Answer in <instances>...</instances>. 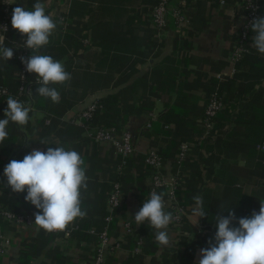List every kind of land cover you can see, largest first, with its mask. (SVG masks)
<instances>
[{
	"label": "crops",
	"instance_id": "crops-1",
	"mask_svg": "<svg viewBox=\"0 0 264 264\" xmlns=\"http://www.w3.org/2000/svg\"><path fill=\"white\" fill-rule=\"evenodd\" d=\"M107 1L10 0L13 9L33 11L35 3L45 5L46 14L57 27L49 44L42 47V55L62 62L71 80L50 85L60 93L59 103L66 108L64 111L59 103L35 93L36 99L41 97L40 105L29 113V123L19 126L10 121L9 136L0 143V178L3 177L0 191L4 188L10 200L19 197L27 205L19 212L32 217L31 223H9L2 232L9 244L0 254V264H19L25 259L28 264H89L92 246L77 237L76 226L72 223L63 232L51 233L39 228L35 224L38 209L24 199L26 191L16 193L7 185L4 168L11 160H23L33 150L46 152L49 147L62 146L77 151L85 161L88 177L87 189L81 190V207L86 210L87 219L96 216L95 211L103 202L106 204L108 186L118 172V155L111 147L88 137L78 113L90 102L110 94H117L128 107L148 104L151 108L129 115L122 125L133 134L135 150L122 168V201L114 221L108 224L109 244L105 247L104 264H198L200 250L210 247V241L214 243L215 216H228L227 211L221 210L232 209L238 221L251 217L253 211L258 213L264 200V151L257 146L264 137V79L250 88L252 79L247 73L252 60L232 64L229 59L242 21L241 9L233 1L220 6L216 0H184L182 9L188 19L187 27L177 30L173 19L168 17L166 26L157 30L151 24L152 8L143 12L146 5L133 0V6L142 11L132 21L131 33L124 34L123 14L114 18L116 33L132 39L125 47L132 53L123 54L129 58L114 66L92 69L93 56L101 48L84 41L83 35L89 34L85 27L108 20L107 10L99 12ZM181 1L169 0L168 6ZM115 2L116 8L118 3L120 8L125 6L124 0ZM259 58V66L264 69V55ZM8 65V61L0 58V80L6 81L3 86L6 88L12 87L13 80ZM213 89L221 90L230 104L229 111L222 113L218 128L207 141H202L204 133L198 135L192 129L187 159L178 164L174 154L162 165L165 178L175 180V195L169 199L166 188L158 193L164 194L165 210L182 209L184 219L183 225L170 223L171 243L164 247L155 239L156 229L147 222L137 226L134 220L148 199L151 181L143 158L161 136L151 125L171 108L173 118L188 123L199 121L207 95ZM67 104L71 106L66 107ZM6 108L7 98L0 97V119L5 118ZM196 196L203 198L206 210V215L199 219L192 211ZM237 221L233 226H238ZM125 223L130 225L129 231ZM92 235L97 244V236Z\"/></svg>",
	"mask_w": 264,
	"mask_h": 264
},
{
	"label": "clouds",
	"instance_id": "clouds-1",
	"mask_svg": "<svg viewBox=\"0 0 264 264\" xmlns=\"http://www.w3.org/2000/svg\"><path fill=\"white\" fill-rule=\"evenodd\" d=\"M33 8V11L22 7L13 9L12 27L26 36L24 48L32 53L30 57H21V63L28 73L36 74L40 85L36 94L59 103L60 93L50 85L70 81L71 74L62 62L51 56L33 54L49 44V38L57 27L53 18L46 14L44 4L37 2ZM251 31L254 33L252 47L264 54V17L252 20ZM13 55L12 47L0 43V58L8 61ZM30 112L31 108L24 102L12 97L7 99L5 118L0 119V143L9 136L7 126L10 121L26 126ZM40 142L50 144L43 140ZM4 175L13 192L26 191L24 199L39 210L35 214V224L46 232H63L77 218H84L87 214L81 207V190L87 189L88 181L86 166L75 150H66L62 146L49 147L46 152L33 150L23 160H11L4 168ZM193 199V214L198 219L204 217L203 198L196 196ZM221 211H227L228 216H215L217 231L214 243L210 241V247L200 250L198 264H264V203H261L259 213L253 211L251 217L239 218L238 221L232 209ZM173 219V214L165 210L164 194L155 191L134 217L137 226L147 222L156 229L155 239L164 247L171 243L168 227ZM234 221L238 226H233Z\"/></svg>",
	"mask_w": 264,
	"mask_h": 264
},
{
	"label": "trees",
	"instance_id": "trees-1",
	"mask_svg": "<svg viewBox=\"0 0 264 264\" xmlns=\"http://www.w3.org/2000/svg\"><path fill=\"white\" fill-rule=\"evenodd\" d=\"M115 1L116 0H108L106 3V6L105 7L103 6L102 9H99V12L101 11L102 14L104 12L103 10L105 11L107 10L108 20H101L99 22L93 23L89 27H85L86 30L89 31V34L83 35L84 41L87 40L89 44L91 43V45L99 46L101 48L100 51L94 54L93 56L94 63L91 65L92 69H102V68H105L106 66H114L118 62L124 61L126 58H129L128 56H124L123 54L132 53V51H128L125 48L130 45V42L132 41V39L130 37L128 38L126 35H124V37L123 36L120 37V35L116 33L117 25L114 21V18L116 14L118 15L123 14L124 27H125L124 34L131 33L132 32V28H130L131 23L135 19L137 12H140L141 14L142 9L141 10L136 9L133 6V3H134L133 0H124L125 6L120 8L119 6L120 3H118V6L116 8ZM158 1L159 0H140V4L146 5V7H144L143 9V12H148L150 8H152L155 4H157ZM126 4H128V6H126ZM259 13H260V17H264V0H260ZM1 15H2V11H1V5H0V18H1ZM12 15H13V8H12ZM11 20H12V16H11ZM250 34H251L250 46L247 49V51L243 53V55L237 61V63L238 64L242 63L246 59L252 60V64L250 68L251 70L247 73V77L252 79V82L249 85V87L252 88L254 84L259 83L261 79H264V69L261 66H259L260 64L259 57L264 54H260L255 48L252 47V43H253L252 37L254 33L250 30ZM7 36L10 39L18 38V30L13 28V30L10 31ZM3 45L9 47L7 41H5ZM40 50H41V53H40ZM42 51H43V48L39 49V53L41 55H42ZM91 56H92V53H91ZM8 64H9L8 66L10 67L9 69L13 71V80L11 83L12 87H7V88L10 92H15L19 85L20 66L16 62H14L13 59L8 60ZM27 76L29 80H32L34 76H36V74L27 73ZM5 82L6 81L4 80H0V86L3 87L5 85ZM39 86H40L39 84H32L30 86L31 105L29 107L31 108V110L37 109L40 105L39 99L42 96L37 99L35 96L36 89ZM212 92H215L217 97L221 100L222 107L217 112L216 116L213 119L212 129H210L207 132V134H205V138H203L202 141H205V140L207 141L208 138L211 135H213V131L218 128L220 120L224 117L222 113L229 111V109L227 108H228V105L230 106V104L228 103V101H226V97L222 95L221 90L213 89L212 91H210L207 95L206 103ZM4 97L5 96H3V98ZM20 102L25 103L27 102V100L22 98ZM95 104H96V108L92 112V116L90 117V119L83 121L84 124H86L87 126L114 128L116 130L122 129V125L125 123L129 115L133 113L140 114V112H142L143 110L151 108L150 105L148 104L140 105L139 107L137 105H134L135 107H132V106L128 107L127 104H124L121 102L117 94H110L104 98L97 99L95 101ZM59 106L61 107V109H63V111L66 109L62 105V103H59ZM69 106L71 105L67 104L66 107H69ZM172 111L173 109L171 108V111L169 110L167 113H164L163 115L158 117L157 123L151 125V128L154 129L155 133H161L160 138L154 141L153 148L156 150L157 155L161 159L162 163L164 162L166 158L176 154L182 143L184 142L191 143L190 134H191L192 129L196 130V133H198V135L203 134L205 131V129L202 126H200L199 121L195 120V121H192L191 123H188L186 120L171 117V114L173 113ZM203 113H204V109L202 111V114L200 115V119L203 117ZM261 138H260V141L262 142L264 137L262 136ZM117 158H118L117 165L119 166V169H118V172L115 173V177L111 185L108 186L107 193H109V191L111 190L113 183L115 182L121 183V176H122V173L124 172L122 168L127 166V162L130 159V156L124 159L123 162H122L123 159H121L120 156H117ZM144 158H143V163H144ZM145 166L147 167L148 172L150 173L151 168L148 165H145ZM1 179H3V177H1L0 180ZM120 189H121V185H120ZM5 191L6 190H4V188H2L0 191L1 192L0 193V209H7L11 212L18 213L22 207L27 206L25 202L19 199V197L17 199L12 198L11 200L9 198H6ZM158 191H163V188H159ZM117 209H115V211L113 212V218L111 222L114 221L115 219L114 215ZM95 212H97V215L91 217L90 219H87V217L77 218L80 220L76 219L73 222V225L76 226V229H78V231L75 232L77 237L84 239L86 241H89L92 246L90 248L91 249L90 256H88L90 258L94 255L97 244L94 239L95 236H93L92 234H89L88 230L91 228L95 232H98L104 227L105 225L104 217L108 214L106 211V204H104L103 202L102 205L100 206V209H98ZM171 213L173 214V211ZM176 224L183 225L184 219L180 217ZM8 226H9V222L4 221L0 216V234L4 232V230L7 229ZM47 236H51V234H47ZM19 264H28V260L26 261L25 259L23 263L21 261V263Z\"/></svg>",
	"mask_w": 264,
	"mask_h": 264
},
{
	"label": "built area",
	"instance_id": "built-area-1",
	"mask_svg": "<svg viewBox=\"0 0 264 264\" xmlns=\"http://www.w3.org/2000/svg\"><path fill=\"white\" fill-rule=\"evenodd\" d=\"M220 6L225 5L228 1H233L242 11V21L237 27L236 40L233 45V49L230 52L229 59L232 64L236 63L244 52L250 46L251 39V22L252 20L260 17L259 8L260 0H216ZM184 0L179 2L177 5L169 8V0H159L157 4L152 7L151 10V24L157 30L163 29L168 21V17H171L174 21L177 30H183L188 25V19L183 12ZM2 15L0 18V43L4 44L8 42L9 47L13 48V61L20 66L19 72V85L15 92H10L6 87L0 86V97H12L18 101L22 98L26 99V106H30V86L37 84V77L34 76L32 80L28 79L27 71L24 64L21 63V57H30L32 55L31 50L24 48L26 36L22 35L18 31V38H8V33L13 30L11 24L12 16V4L10 0H2L1 6ZM62 19V17H61ZM33 54H39L33 53ZM222 102L217 97L215 92H212L208 98V101L204 107L203 117L199 120L200 126L205 131L204 135L212 129L213 119L217 112L221 109ZM95 101L90 102L85 106L79 113L78 119L80 124L85 128V132L94 142L98 144H104L111 147L115 154L120 156L121 159H126L134 153V137L133 134L126 130H116L114 128H104L98 126H87L83 121L90 119L92 112L95 110ZM260 150L264 151V138L260 144L257 145ZM189 150V143L184 142L180 145L178 152L175 156V162L178 164L182 163L187 159ZM145 165L151 168L150 172V185L148 190V199L153 191L158 193L159 188H166V193L169 199H173L175 195V180H168L165 178L162 172V161L157 155L156 150L150 147L145 154L144 158ZM122 201V191L120 189V183L115 182L112 185L106 199V211L107 215L104 217V227L95 232L93 229H89V233L96 234L97 246L94 255L90 258L89 264H104V253L105 247L109 244L108 235V224L113 218V212L117 209ZM264 203V200L262 201ZM261 206V205H260ZM260 210V207H259ZM258 210V213H259ZM182 209H178L173 212V222L177 223L181 217ZM0 216L4 221L14 224H27L31 223L32 217L25 213L11 212L7 209H0ZM127 231L130 230L128 223L124 224ZM9 244V239L4 235L0 234V254L4 251L5 247Z\"/></svg>",
	"mask_w": 264,
	"mask_h": 264
}]
</instances>
